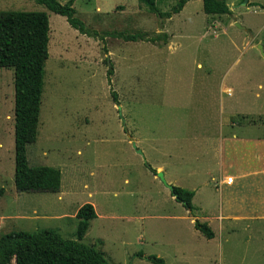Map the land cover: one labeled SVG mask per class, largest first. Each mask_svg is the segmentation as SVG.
I'll list each match as a JSON object with an SVG mask.
<instances>
[{
  "label": "rangeland",
  "instance_id": "rangeland-1",
  "mask_svg": "<svg viewBox=\"0 0 264 264\" xmlns=\"http://www.w3.org/2000/svg\"><path fill=\"white\" fill-rule=\"evenodd\" d=\"M225 1L228 14L208 15L202 0H188L160 18L139 0H72L75 15L100 33L166 32V44H152L94 39L34 0H0V10L48 15L37 137L26 151L29 165L61 171L58 192L15 190L13 69L0 68V215L17 212L0 235L50 229L76 239V211L91 203L96 217L81 241L109 264H154L146 255L163 264H264V220L227 219L213 187L221 139L264 136V0ZM176 2L156 6L165 13ZM148 165L195 192L193 215ZM194 218L210 222L215 236L195 229Z\"/></svg>",
  "mask_w": 264,
  "mask_h": 264
},
{
  "label": "trees",
  "instance_id": "trees-1",
  "mask_svg": "<svg viewBox=\"0 0 264 264\" xmlns=\"http://www.w3.org/2000/svg\"><path fill=\"white\" fill-rule=\"evenodd\" d=\"M48 10L64 16L68 24L79 33L94 39L112 38L129 41H146L166 44V32L148 35L145 32L121 33L98 32L90 29L75 15L72 0L60 3L57 0H34ZM160 18L179 12L188 0H177L169 12H160L156 0H139ZM204 13L222 15L230 13L225 0H202ZM49 20L44 11L0 10V68L13 69L14 81V184L17 191L58 192L61 183L59 168L49 165H29L27 145L36 140L41 96L44 87V64L48 58ZM107 63V61H106ZM113 65L108 63L107 83L113 102L117 94L113 90L111 75ZM150 171L155 169L148 165ZM0 187V196L3 193ZM176 200L193 215V190L174 186ZM76 239L63 238L57 232L45 229L30 233L10 231L0 236V264H109L104 253L81 240L88 230L90 221L96 217L91 203L82 204L77 212ZM194 228L207 239L214 232L206 222L195 220ZM142 256V253L138 254ZM154 264H163L162 258L146 257Z\"/></svg>",
  "mask_w": 264,
  "mask_h": 264
},
{
  "label": "crops",
  "instance_id": "crops-1",
  "mask_svg": "<svg viewBox=\"0 0 264 264\" xmlns=\"http://www.w3.org/2000/svg\"><path fill=\"white\" fill-rule=\"evenodd\" d=\"M258 86L260 87V85ZM223 89L229 94L233 91L231 86ZM230 122L229 116L227 124H230ZM232 125L234 126L233 123ZM217 155L219 156L216 165L218 180L217 183H213V187L219 192V210L222 215L231 221L264 220V136L244 135L236 132L227 133L220 141ZM156 167L161 166L157 165ZM153 176L157 177L156 174H153ZM227 177H232V181L226 182ZM212 179L211 177L210 180ZM58 197L60 196L58 195ZM34 212L35 209L32 210V213ZM15 213L17 212L13 210L2 212L3 215H0V228L4 221L11 223L10 219L15 217ZM194 219L197 220V218ZM207 223L210 222L207 221ZM221 224L220 221H217V228H221ZM213 232L215 236L216 232L214 230ZM147 256L149 255L143 257L147 260Z\"/></svg>",
  "mask_w": 264,
  "mask_h": 264
},
{
  "label": "water",
  "instance_id": "water-1",
  "mask_svg": "<svg viewBox=\"0 0 264 264\" xmlns=\"http://www.w3.org/2000/svg\"><path fill=\"white\" fill-rule=\"evenodd\" d=\"M248 0H244V2H243V4H245L246 2H247ZM258 48H259V50H260V52H261V54H262V56L264 57V50H263V46L261 45V44H258ZM116 107H117V110H118V115H119V117H120V119H121V121H122V125L125 127V119H124V116H123V114H122V108H121V106L118 104V105H116ZM132 144H133V147L135 148V150L138 152V153H141V151H140V149H138L137 147H136V145H135V143L134 142H132ZM156 176L168 187V189L170 190V192L172 193V195L174 196V198H176L177 197V194L176 193H174V186L172 185V184H169V183H167V181H166V179H165V177H164V174H163V172L162 171H157L156 172Z\"/></svg>",
  "mask_w": 264,
  "mask_h": 264
},
{
  "label": "built area",
  "instance_id": "built-area-1",
  "mask_svg": "<svg viewBox=\"0 0 264 264\" xmlns=\"http://www.w3.org/2000/svg\"><path fill=\"white\" fill-rule=\"evenodd\" d=\"M232 181V177H227L226 178V182H231Z\"/></svg>",
  "mask_w": 264,
  "mask_h": 264
}]
</instances>
